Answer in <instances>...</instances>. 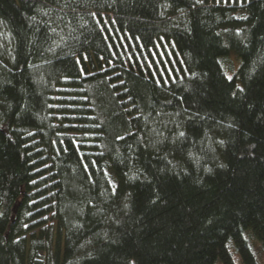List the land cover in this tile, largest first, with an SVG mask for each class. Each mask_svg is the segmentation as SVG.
Listing matches in <instances>:
<instances>
[{
	"label": "trees",
	"instance_id": "1",
	"mask_svg": "<svg viewBox=\"0 0 264 264\" xmlns=\"http://www.w3.org/2000/svg\"><path fill=\"white\" fill-rule=\"evenodd\" d=\"M0 264H264V0H0Z\"/></svg>",
	"mask_w": 264,
	"mask_h": 264
},
{
	"label": "rangeland",
	"instance_id": "2",
	"mask_svg": "<svg viewBox=\"0 0 264 264\" xmlns=\"http://www.w3.org/2000/svg\"><path fill=\"white\" fill-rule=\"evenodd\" d=\"M230 58L232 59V63L234 64V67H233V70L235 71V69L237 68L238 66V62L239 60L236 58H234L232 55L230 56ZM227 76H230L229 73H226ZM41 177V176H39ZM42 207H37L33 210H31V212H29V215L30 217L33 219L30 220L31 222L30 223H40L41 221H43L44 219L47 220V224H52V240H54L56 238V229H55V224L53 221L49 220V215L47 214H43L42 212ZM35 233L37 232V228L34 230ZM28 233L26 234V237H27ZM39 258V257H38Z\"/></svg>",
	"mask_w": 264,
	"mask_h": 264
},
{
	"label": "snow or ice",
	"instance_id": "3",
	"mask_svg": "<svg viewBox=\"0 0 264 264\" xmlns=\"http://www.w3.org/2000/svg\"><path fill=\"white\" fill-rule=\"evenodd\" d=\"M181 135H183V133H181Z\"/></svg>",
	"mask_w": 264,
	"mask_h": 264
}]
</instances>
